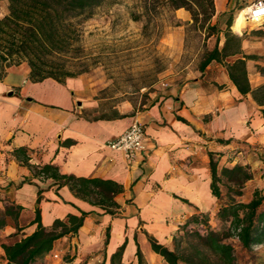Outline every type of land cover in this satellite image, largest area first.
<instances>
[{"label":"crops","instance_id":"1","mask_svg":"<svg viewBox=\"0 0 264 264\" xmlns=\"http://www.w3.org/2000/svg\"><path fill=\"white\" fill-rule=\"evenodd\" d=\"M144 1L135 2L140 13ZM253 1L214 0L211 24L220 30L218 49L229 23V32L239 38L241 54L254 56L245 59L247 80L254 89L264 84V72L259 69L264 67V18L247 21L243 17L244 8ZM160 16L165 23L160 42L168 48L169 57L176 52L181 55L193 33L206 42V50L214 48L217 35L204 40L200 31L187 30L191 23L187 10L163 5ZM201 45L178 68L173 56L169 77L148 93V102L142 106L98 101L82 73L63 82L52 78L32 82L25 63L5 68L0 77V210L7 203L21 210L16 222L8 219L0 229V243H12L33 232L37 212L47 228L56 219L85 212L77 233L56 240L39 264L63 248L73 251L75 245L81 248L75 260L90 255L93 258L87 264H110V255L123 242L122 263H136L139 249L146 264H167L152 250L149 237L172 249L173 236L190 215L215 214L220 199L210 190L211 157L218 173L235 164L247 170L250 178L245 184L253 185L249 199L255 189L264 191V118L260 113L264 105L237 90L223 62L212 60L201 68L205 50ZM236 57L240 54L226 61ZM133 120L144 127L145 149L127 164L105 142L122 134ZM45 165L57 176L112 181L121 190L107 198L90 184L82 189L80 184L75 188L59 185L57 176L34 174L33 168ZM110 198L114 206L106 203ZM16 227L20 230L13 235ZM0 256L3 264L1 247Z\"/></svg>","mask_w":264,"mask_h":264},{"label":"trees","instance_id":"2","mask_svg":"<svg viewBox=\"0 0 264 264\" xmlns=\"http://www.w3.org/2000/svg\"><path fill=\"white\" fill-rule=\"evenodd\" d=\"M3 1V0H0ZM7 2V13L0 16V77L5 68L25 63L29 69L28 77L32 82L52 78L63 82L67 77L81 74L82 71L72 70V61L80 52L79 40L85 22L95 16L108 0H4ZM140 17L149 18L161 9L163 5L169 8H183L190 13L191 23L189 31H200L204 40L211 35H217L212 50H204L201 68L210 61L223 62L228 75L237 90L246 95L250 93L259 104L264 105V84L251 88L245 69V59L252 55L241 54L239 38L231 34L227 27L224 31V43L218 49L219 28L211 24L215 13L214 0H145ZM231 62L227 58L239 55ZM264 72V67L259 68ZM264 118V109H260ZM211 172L210 190L213 196L220 199V185L229 183L227 194L240 195L241 185L250 178L247 170L239 165L222 167L217 171V163L210 158ZM35 175H55L51 166L33 168ZM59 185L69 184L80 189L85 185L99 188L107 197L115 194L121 188L112 181L99 179L75 178L70 175H58ZM108 198V197H107ZM106 203L114 206L113 200ZM21 207L7 203L0 210V229L7 224L8 219L17 221ZM109 213H112L109 210ZM86 213L80 216L68 214L65 219L54 220L51 227L41 225L37 212L33 223L37 226L33 232L20 237L12 243L1 242L4 253L3 264H37V262L54 247L59 238L76 234L83 223ZM215 218L221 223L218 230L208 224L209 213H193L173 236V248L157 243L149 237L152 250L163 257L167 264H234L235 254L229 238L236 237L244 249L264 244V191L255 189L247 202L231 199L229 203L221 205L215 212ZM203 225L204 228H198ZM20 228L16 227L13 235H17ZM125 246L123 242L110 255V264H125L121 262V255ZM137 262L127 264H146L137 249Z\"/></svg>","mask_w":264,"mask_h":264},{"label":"rangeland","instance_id":"3","mask_svg":"<svg viewBox=\"0 0 264 264\" xmlns=\"http://www.w3.org/2000/svg\"><path fill=\"white\" fill-rule=\"evenodd\" d=\"M136 1L108 0L82 27L79 40L81 51L73 59L71 68L82 71L91 84L93 98L105 104L116 105L124 101L138 106L146 104L148 93L155 90L160 81L169 77L167 68L173 56L178 68L192 59L201 44V47H207L206 42L201 43L200 36L193 33L185 40L183 53L179 55L176 52L169 57L168 48L163 47L160 42L165 27L160 16L161 9L149 18H141ZM128 3L130 5L125 9V4ZM0 12H7L6 1L0 3ZM212 44L213 41H210V46ZM245 182L240 187L241 194L231 196L227 194V187L231 185L226 182L221 184L222 195L218 207L229 203L231 199L247 202L253 185L248 187ZM208 224L216 230L221 226L214 214H210ZM198 228L203 229L204 226L200 225ZM227 242L234 249V264H264V244L247 250L236 237L229 238ZM77 253H81V248L76 245L73 251L63 248L58 251V258L41 263L87 264L93 258L88 255L78 261L75 260ZM1 261L0 256V264Z\"/></svg>","mask_w":264,"mask_h":264},{"label":"built area","instance_id":"4","mask_svg":"<svg viewBox=\"0 0 264 264\" xmlns=\"http://www.w3.org/2000/svg\"><path fill=\"white\" fill-rule=\"evenodd\" d=\"M247 21H258L264 18V0H255L243 10ZM145 130L142 123L133 120L129 127L115 138L105 142V146L113 151L120 152L127 162L131 164L136 156L145 149ZM53 258H58V253L52 254Z\"/></svg>","mask_w":264,"mask_h":264},{"label":"bare ground","instance_id":"5","mask_svg":"<svg viewBox=\"0 0 264 264\" xmlns=\"http://www.w3.org/2000/svg\"><path fill=\"white\" fill-rule=\"evenodd\" d=\"M243 17H244V13H243Z\"/></svg>","mask_w":264,"mask_h":264}]
</instances>
